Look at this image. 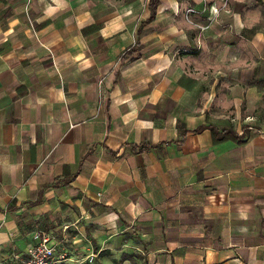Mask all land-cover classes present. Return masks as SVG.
Segmentation results:
<instances>
[{
  "label": "crops",
  "instance_id": "0c3cea01",
  "mask_svg": "<svg viewBox=\"0 0 264 264\" xmlns=\"http://www.w3.org/2000/svg\"><path fill=\"white\" fill-rule=\"evenodd\" d=\"M223 2L0 0V264H264V43Z\"/></svg>",
  "mask_w": 264,
  "mask_h": 264
},
{
  "label": "built area",
  "instance_id": "2783aa9c",
  "mask_svg": "<svg viewBox=\"0 0 264 264\" xmlns=\"http://www.w3.org/2000/svg\"><path fill=\"white\" fill-rule=\"evenodd\" d=\"M197 13L198 12L194 8H189L186 11L187 16ZM64 229L67 230L68 227ZM52 236L53 234L48 233L37 235L35 237L36 244L29 249L27 253L28 257L24 264H64L66 256L65 254H60L57 246L52 244ZM96 257L95 254H91L87 257V262L93 263Z\"/></svg>",
  "mask_w": 264,
  "mask_h": 264
},
{
  "label": "rangeland",
  "instance_id": "374dc122",
  "mask_svg": "<svg viewBox=\"0 0 264 264\" xmlns=\"http://www.w3.org/2000/svg\"><path fill=\"white\" fill-rule=\"evenodd\" d=\"M224 2H227L229 0H223ZM235 3L232 6H236L239 2V7L235 8L238 10L246 9V12L244 14L250 15V25L251 28L248 30L251 40V50L256 51L257 45H262L264 43V0H230ZM223 2V3H224ZM225 4V3H224ZM188 10V9H187ZM218 12V10H217ZM257 36L260 37V39L255 40ZM250 122H252V119H250Z\"/></svg>",
  "mask_w": 264,
  "mask_h": 264
},
{
  "label": "trees",
  "instance_id": "16d2710c",
  "mask_svg": "<svg viewBox=\"0 0 264 264\" xmlns=\"http://www.w3.org/2000/svg\"><path fill=\"white\" fill-rule=\"evenodd\" d=\"M160 1L161 0H150V10H151L150 20H153L156 17L157 9L160 4ZM214 137H215V142H223L228 139L238 140L241 143L244 142L239 140L238 137H236L232 132L229 131H224L222 133L214 131Z\"/></svg>",
  "mask_w": 264,
  "mask_h": 264
}]
</instances>
